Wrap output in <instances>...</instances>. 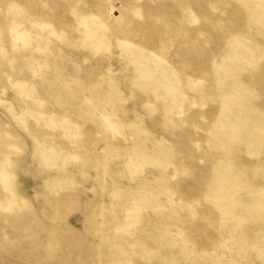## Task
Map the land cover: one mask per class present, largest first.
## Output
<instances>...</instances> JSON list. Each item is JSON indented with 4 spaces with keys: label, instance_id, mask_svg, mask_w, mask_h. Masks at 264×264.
<instances>
[{
    "label": "rangeland",
    "instance_id": "1",
    "mask_svg": "<svg viewBox=\"0 0 264 264\" xmlns=\"http://www.w3.org/2000/svg\"><path fill=\"white\" fill-rule=\"evenodd\" d=\"M0 264H264V0H0Z\"/></svg>",
    "mask_w": 264,
    "mask_h": 264
},
{
    "label": "bare ground",
    "instance_id": "2",
    "mask_svg": "<svg viewBox=\"0 0 264 264\" xmlns=\"http://www.w3.org/2000/svg\"><path fill=\"white\" fill-rule=\"evenodd\" d=\"M233 13V12H232ZM234 14V13H233ZM231 21L233 22V23H235V25H238L239 23H240V18H238V19H234L233 17H231ZM227 26H230V23H228V25Z\"/></svg>",
    "mask_w": 264,
    "mask_h": 264
}]
</instances>
